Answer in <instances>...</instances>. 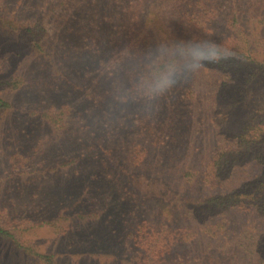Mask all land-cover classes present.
<instances>
[{"label":"rangeland","instance_id":"374dc122","mask_svg":"<svg viewBox=\"0 0 264 264\" xmlns=\"http://www.w3.org/2000/svg\"><path fill=\"white\" fill-rule=\"evenodd\" d=\"M109 1L0 0V264H232L246 249L256 254L263 208L216 215L206 200L264 169L236 136L252 111L264 117L262 71L210 68L205 59L204 75L176 90L154 120L113 124L88 63ZM248 1L237 24L264 36V5ZM144 3L132 46L172 41L147 21L162 0ZM225 8L210 37L192 31L175 41L231 43L224 37L238 26L224 23Z\"/></svg>","mask_w":264,"mask_h":264},{"label":"trees","instance_id":"16d2710c","mask_svg":"<svg viewBox=\"0 0 264 264\" xmlns=\"http://www.w3.org/2000/svg\"><path fill=\"white\" fill-rule=\"evenodd\" d=\"M144 2L145 0H110L103 5L100 21L104 36L95 37L91 40V45L95 47L96 52L98 47L117 48L123 45H134L135 40L133 38L135 37L137 28L140 27L139 23ZM224 2L226 8L222 12V16L227 15V18L223 20L224 23L226 22L227 25L232 27L238 26V28L224 37L228 41L232 40L231 43L224 45L215 42L225 50L221 57H204L202 61L206 59V64L210 68L236 71V73H241V69L250 68L249 65L254 63L253 68L247 70H261L264 75V36L256 29L249 32L248 29H243V27H239L237 24L242 12V10H239V7L243 5L242 0H234L233 2H229L228 0H162V10L158 7L148 17L147 21L149 24L154 22L155 25H158L160 22V30L167 40L168 36H170L172 37V41H175L178 39L177 37L180 33L185 35L192 31H195L197 35L200 33H210V37L211 34L215 33L212 32L216 24L213 21ZM248 4L251 8H262L264 0H249ZM173 22L176 24L175 27L172 26ZM227 27L231 29V27ZM154 30L158 32L157 29ZM126 31L131 32L130 37L122 36V33ZM143 37H146V35L144 34ZM144 41H146V38H144ZM138 48H141V46ZM248 83V80H244L240 91ZM171 97L174 96L172 95ZM170 98L166 102L167 104H172ZM175 99L180 104L183 96L181 95ZM0 103L4 106L6 105L2 101ZM173 109L175 115L181 114L177 106L174 105ZM255 117L261 120V122L256 123ZM182 132L187 131L182 130ZM182 132L178 139L180 140V144L184 143V139L187 137ZM236 136L241 140V151L249 155L257 164L264 165V117L252 111L249 114V119H246L240 130L236 132ZM220 156L223 157L224 154ZM223 161L226 162V159ZM214 165H219V168L223 167L221 166L223 164L217 162H214ZM213 166L210 163L207 168L210 169ZM261 170L259 171V176L255 177V181L242 182L239 186H235L226 192L210 193L206 200L209 204L208 209L210 211L214 209L216 215L231 208L248 207L253 208L255 211L263 208L264 212V169L262 172ZM215 173L217 172L215 171ZM216 175L213 177L212 182L208 181L210 190L219 183L215 180ZM5 233L0 228V234ZM245 253L247 255L235 256L234 258H238V260H233L232 264H264V240L259 245L256 254L250 249H246ZM247 256L256 257L257 263H254L252 260H246ZM241 260L242 262H240ZM202 262H206L205 264H226L225 261H221L217 257L205 259Z\"/></svg>","mask_w":264,"mask_h":264},{"label":"clouds","instance_id":"9594fccd","mask_svg":"<svg viewBox=\"0 0 264 264\" xmlns=\"http://www.w3.org/2000/svg\"><path fill=\"white\" fill-rule=\"evenodd\" d=\"M224 49L212 40L160 41L137 48L98 47L88 63L104 86V111L116 124L127 118L152 121L168 99L204 74L198 69L204 57H221Z\"/></svg>","mask_w":264,"mask_h":264}]
</instances>
